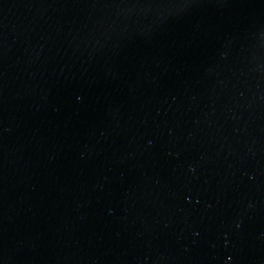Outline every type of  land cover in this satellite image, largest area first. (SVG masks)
<instances>
[{
	"label": "water",
	"instance_id": "obj_1",
	"mask_svg": "<svg viewBox=\"0 0 264 264\" xmlns=\"http://www.w3.org/2000/svg\"><path fill=\"white\" fill-rule=\"evenodd\" d=\"M0 264H264V0H0Z\"/></svg>",
	"mask_w": 264,
	"mask_h": 264
}]
</instances>
